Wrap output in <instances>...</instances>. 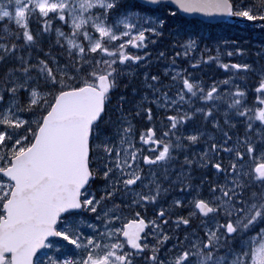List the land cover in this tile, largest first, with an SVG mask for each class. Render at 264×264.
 Returning <instances> with one entry per match:
<instances>
[{"label":"snow or ice","instance_id":"obj_1","mask_svg":"<svg viewBox=\"0 0 264 264\" xmlns=\"http://www.w3.org/2000/svg\"><path fill=\"white\" fill-rule=\"evenodd\" d=\"M226 19L264 0H0V264H264V44Z\"/></svg>","mask_w":264,"mask_h":264},{"label":"rangeland","instance_id":"obj_2","mask_svg":"<svg viewBox=\"0 0 264 264\" xmlns=\"http://www.w3.org/2000/svg\"><path fill=\"white\" fill-rule=\"evenodd\" d=\"M242 27H235L233 30L237 31V39L234 38H229L228 41L232 42V41H236L238 43H241L244 47L249 46L250 47V51L252 49V47L254 46L252 43L255 39L257 38H262L263 34L259 31V29H253V30H249V28L247 27L244 31L241 29ZM223 31V30H221ZM226 38V37H225ZM224 38V39H225ZM222 39V38H221ZM259 45L261 44V42L258 43ZM264 44V43H263ZM249 49V48H248ZM228 50H232V49H228ZM227 58H224V60ZM237 60V59H236ZM238 61V60H237ZM213 68V67H212Z\"/></svg>","mask_w":264,"mask_h":264},{"label":"trees","instance_id":"obj_3","mask_svg":"<svg viewBox=\"0 0 264 264\" xmlns=\"http://www.w3.org/2000/svg\"><path fill=\"white\" fill-rule=\"evenodd\" d=\"M190 21H191V19H189ZM239 23V22H238ZM248 25V24H247ZM227 26H229V27H236V26H238V25H221V24H219V26H217L215 29H214V32H215V34L218 36V37H223V36H225L226 37V39H228V37H233V36H235V34H234V31L232 30V29H230V28H227ZM225 28H227V29H225ZM221 30H223V31H221ZM210 45L212 46V42H210ZM233 62H235V60H233Z\"/></svg>","mask_w":264,"mask_h":264},{"label":"bare ground","instance_id":"obj_4","mask_svg":"<svg viewBox=\"0 0 264 264\" xmlns=\"http://www.w3.org/2000/svg\"><path fill=\"white\" fill-rule=\"evenodd\" d=\"M260 40H261V44L260 45H262L264 43V34H263V36H262V38ZM260 45L258 44L256 46H253L251 51H255L257 49V47L260 46Z\"/></svg>","mask_w":264,"mask_h":264},{"label":"flooded vegetation","instance_id":"obj_5","mask_svg":"<svg viewBox=\"0 0 264 264\" xmlns=\"http://www.w3.org/2000/svg\"><path fill=\"white\" fill-rule=\"evenodd\" d=\"M208 76H209V72L205 75V79H207L208 78Z\"/></svg>","mask_w":264,"mask_h":264},{"label":"water","instance_id":"obj_6","mask_svg":"<svg viewBox=\"0 0 264 264\" xmlns=\"http://www.w3.org/2000/svg\"><path fill=\"white\" fill-rule=\"evenodd\" d=\"M226 20H228V21H231V22H232L234 19H226Z\"/></svg>","mask_w":264,"mask_h":264}]
</instances>
